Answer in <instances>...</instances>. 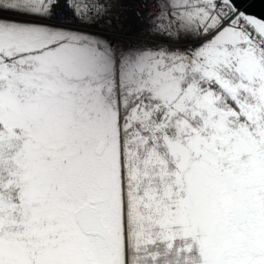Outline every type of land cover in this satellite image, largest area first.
<instances>
[{"label":"snow or ice","instance_id":"6c2138e0","mask_svg":"<svg viewBox=\"0 0 264 264\" xmlns=\"http://www.w3.org/2000/svg\"><path fill=\"white\" fill-rule=\"evenodd\" d=\"M0 0V264H264V17Z\"/></svg>","mask_w":264,"mask_h":264},{"label":"built area","instance_id":"2783aa9c","mask_svg":"<svg viewBox=\"0 0 264 264\" xmlns=\"http://www.w3.org/2000/svg\"><path fill=\"white\" fill-rule=\"evenodd\" d=\"M113 7L112 25L101 21L96 25L115 43H122L126 48L150 42L146 34L148 27L147 13L156 15L154 0H111Z\"/></svg>","mask_w":264,"mask_h":264},{"label":"water","instance_id":"95a60500","mask_svg":"<svg viewBox=\"0 0 264 264\" xmlns=\"http://www.w3.org/2000/svg\"><path fill=\"white\" fill-rule=\"evenodd\" d=\"M249 14L264 17V0H238Z\"/></svg>","mask_w":264,"mask_h":264},{"label":"rangeland","instance_id":"374dc122","mask_svg":"<svg viewBox=\"0 0 264 264\" xmlns=\"http://www.w3.org/2000/svg\"><path fill=\"white\" fill-rule=\"evenodd\" d=\"M102 37L105 38L104 36H102ZM115 45H117V44H115ZM117 46H118V47H121V48H125L124 45H122V46H121V45H117ZM125 49H126V48H125Z\"/></svg>","mask_w":264,"mask_h":264},{"label":"crops","instance_id":"0c3cea01","mask_svg":"<svg viewBox=\"0 0 264 264\" xmlns=\"http://www.w3.org/2000/svg\"><path fill=\"white\" fill-rule=\"evenodd\" d=\"M93 35H99V36H101L100 34H97V33H94V32H91Z\"/></svg>","mask_w":264,"mask_h":264}]
</instances>
